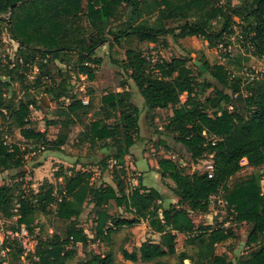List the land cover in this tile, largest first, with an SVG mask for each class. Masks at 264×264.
<instances>
[{
    "label": "trees",
    "instance_id": "trees-1",
    "mask_svg": "<svg viewBox=\"0 0 264 264\" xmlns=\"http://www.w3.org/2000/svg\"><path fill=\"white\" fill-rule=\"evenodd\" d=\"M82 11V0H0V16L9 13L7 31L18 48L15 63L8 62L0 68V114L9 126L17 129L34 150L54 151L64 146L71 126L76 124L75 118L79 119L87 111L82 99L69 95V81L74 75L85 76L89 81L95 79L102 61L97 51L109 36L111 44L121 45L122 41L128 44L123 68L130 72L129 77L146 110L171 111L168 131L194 162L211 157L212 177L209 178L206 171L187 174L171 159L160 158L156 162L157 173L161 179L173 182L176 204L164 205L163 195L154 188H145L141 179L133 191L126 193L121 174L124 158L138 138L140 110L128 101V90L105 93L97 112L100 118L84 126L78 142L102 143V148L114 150L108 159L114 161V187L94 186L90 181L92 173L79 170L72 171L56 191L47 181L37 192L19 189L16 184L0 186V215L9 218L16 215L17 228L24 226L29 234L37 227L38 212L54 207L50 211L52 235L38 239L34 251L26 255L31 263L66 264L76 255L77 245L86 248L96 239L108 238L119 227L146 221L159 241H144L133 252L122 250L124 259L164 264V258L175 255L176 235L182 234L186 244L195 245V252L193 257L179 253L180 262L233 264L225 254L215 252L217 244L233 236L228 227L223 226L225 222L196 229L191 217L192 214L206 215L213 198L225 203V209L233 215L236 224L244 223L251 229L246 245L254 249L240 257L237 264H264V191L260 183L264 175L253 174L229 184L241 171L243 160L252 168L264 165V79H247L249 84L243 88L240 79L222 65L205 64L219 84L216 87L209 81L199 82L185 59L160 61L151 69L142 53L129 46L133 40L157 43L160 37L175 30H179L175 38L200 37L210 47L219 46L225 34L233 32L231 14L217 5L216 0H90ZM218 19L223 22L220 29L214 31L213 22ZM241 20L244 24L241 37L248 38L252 56L264 63V0H249ZM169 21L179 23L170 27ZM113 23L115 27H109ZM3 24L0 20V35ZM85 33L90 35L88 39L83 36ZM33 63L38 70L33 89L38 91L44 86L42 94L54 101H68L57 109V119L46 123V126H59L53 141L47 139L45 131L33 127L30 108L38 103L33 95L17 102L6 98L11 82L23 80L22 75L15 77L18 69L31 68ZM44 82L48 84L46 87L42 85ZM206 90H211L210 95L201 99ZM181 95L186 96L184 102ZM116 113L117 121L108 123ZM24 156L19 146L0 139V173L19 171L17 176L23 180ZM108 160L102 159L98 169H106ZM111 201L118 207L124 206L131 218L111 215L107 209ZM88 204L94 214L93 239L78 223ZM15 205H18L16 214L13 213ZM14 245L1 243L0 249L6 250L8 261L0 260V264H16L20 259L22 249ZM113 259L112 254L102 256L88 252L76 264H113Z\"/></svg>",
    "mask_w": 264,
    "mask_h": 264
},
{
    "label": "rangeland",
    "instance_id": "rangeland-1",
    "mask_svg": "<svg viewBox=\"0 0 264 264\" xmlns=\"http://www.w3.org/2000/svg\"><path fill=\"white\" fill-rule=\"evenodd\" d=\"M88 1L90 0H82V13ZM216 3L219 6L225 7L234 20L233 32L225 34L222 41L223 44L219 46L210 47L208 42L200 37L175 38L174 35L179 30L160 37L157 43L133 40L129 43V46L138 49L142 53L151 69L160 61L169 62L176 58L185 59L188 69L197 77L199 82L209 81L216 87H219V84L210 75L208 69L204 66L205 64L209 66L222 65L233 76L240 79L243 88L249 84V81L246 79L247 76H245L246 69L256 71V79H264V63L252 56L251 49L247 45L248 38L244 40L240 35V30L244 26L241 18L245 16L249 0H216ZM234 14L239 15L235 16ZM8 16L9 13L0 16V20L4 22V28L0 35V68L8 62L15 63L18 55L16 52L18 49L17 44L11 40L7 31ZM222 22L221 19L213 22L214 31L220 29ZM178 23V21H169L167 25L175 27ZM82 25L84 24L82 23ZM109 27L114 28L115 24L113 23ZM83 36L85 39H88L90 35L85 33ZM107 40L101 47L102 61L95 73V79L89 81L85 76L74 75L69 81L71 89L69 95L76 96L82 99V101H91L92 107H95V109L83 117V124L71 126L68 139L59 150L32 149L33 145L23 140L19 135V131L14 127H10L7 119L0 114V139H4L9 145L19 146L25 152V165L21 170L25 175L22 178L23 180L17 176L19 171H6L0 173V186L3 184H16L19 189L29 188L37 192L39 186L44 181H47L55 186L56 191L63 184V180L71 175L72 171H82L79 166L80 164L84 165L85 171L92 173L90 181L94 186L106 185L107 183L103 182L105 181L104 178L108 182H111L114 161L108 159L114 150L103 149L102 143L92 144L89 141H76H79V135L82 133L84 126L90 121L100 118L99 113H97L99 108L97 105L102 93L120 92L122 90L129 91L130 98L128 101L140 110L138 138L129 150L130 152L133 151L134 154L129 153L130 157L127 160H125L126 157L124 158V172L121 174L126 193H130L137 187L138 179H141L142 183L146 179L145 184L147 186L144 187L147 189L152 187L159 188L165 199L164 205H167L169 202L176 204L177 198L174 196L169 184H166V181H168L174 186L173 182L169 179L159 180L155 178L152 171V169H155L153 166H157L156 162L160 158L171 159L180 168H183L187 174L204 173L206 171L207 166L211 163V157L205 156L198 162H194L182 145L175 141L174 135L168 131L167 124L171 111L168 109L149 112L144 107L142 97L129 77L130 72L123 68L125 50L128 44L125 41H122L121 45L111 44L112 41L109 36ZM59 66L64 69V66ZM71 69L73 67L68 71H71ZM20 75L23 76V80L11 82L10 87L6 91V98L17 102L20 99L27 100L33 95L35 101L38 102L37 106L30 108V119L33 127L39 131H45L49 141L55 140L59 126H46V123L47 121L57 119L55 115L57 109L62 105H66L68 101H54L49 96L42 94L41 90L44 86L40 90L38 89V91L33 89L37 84L36 79L38 77L36 63H33V66L26 70L19 68L15 77L17 78L18 76L19 78ZM2 79L4 80L5 78ZM42 85L46 87L48 84L44 82ZM225 91L229 93V91ZM210 93L211 90H206L201 99H204ZM180 99L184 102L186 96L181 95ZM117 119L118 114L116 113L115 118L108 120V123H115ZM110 152L111 154H109ZM102 159L109 161L106 162L109 167L107 166L103 170L105 173L99 177V169L96 167H101L100 162ZM139 160H142L141 162L144 167L146 165V172H144L146 175H142L141 173L139 175L137 170L130 168V166L135 165ZM241 165V171L231 178L229 181L230 185L239 178H247L253 174L264 175V165L259 168H252L246 165L245 160L241 162ZM36 167H41L39 173L34 172L33 169ZM19 183L22 184L20 185ZM261 187L264 189V181ZM211 199L210 208L206 215L192 214L191 217L196 229L202 228L205 225L225 222V227H228L233 236L224 243L217 244L215 252L216 254H225L233 264H237L240 257H244L254 249L253 246L249 247L246 245V239L251 229L247 224H236L233 215L225 209V206H221L217 200ZM107 209L114 217L131 218V214L126 212L124 206L118 207L113 201L109 202ZM53 210L54 207L50 206L44 212H38L35 219L37 227L34 229L33 234H29V243L32 246L36 245L38 239L49 238L52 235L50 229L52 218L50 211ZM78 223L90 239H93L95 224L91 205L84 206L83 212L78 218ZM16 230L17 225L14 216L9 218L0 215V241L2 243L6 241L13 246L16 244L20 247V244L16 240L8 236L9 232L13 233ZM144 241H159V236L152 232L146 221L130 227H119L108 238L102 241L96 239L94 242L89 243L86 248L77 245L75 247L76 255L72 259L67 260L66 264H76L88 252L102 256L112 254L114 258L113 264H152L139 261L131 262L122 256V250H126L127 252L136 251ZM175 250V255L163 259L164 264H192L189 260L180 262L178 258L179 253L185 252L190 257H193L195 252V245L186 244V238L182 234L176 235ZM5 253L6 250L0 249V260L7 262L8 258ZM35 259L37 258L35 257ZM16 264L32 263L28 256L22 254Z\"/></svg>",
    "mask_w": 264,
    "mask_h": 264
},
{
    "label": "built area",
    "instance_id": "built-area-1",
    "mask_svg": "<svg viewBox=\"0 0 264 264\" xmlns=\"http://www.w3.org/2000/svg\"><path fill=\"white\" fill-rule=\"evenodd\" d=\"M245 76L246 79L253 80L256 78V71L254 70H245ZM82 103L84 105L88 104L87 101H82ZM206 172L208 174V177L211 178L212 177V172H213V164L212 162L207 166ZM217 202L221 205V206H225V203L221 200H217ZM17 209H18V205H15L13 208V213L16 214L17 213ZM15 218H17L16 215H14ZM224 227L226 225H223ZM11 238H13L14 240H16L19 244L20 247L22 249L23 254L26 256L28 253H32L34 250L33 248L35 246H32L29 242L30 236L28 233V230L24 227V226H20L19 228H17V230L15 232H9L8 233ZM2 241H0V245H1Z\"/></svg>",
    "mask_w": 264,
    "mask_h": 264
},
{
    "label": "crops",
    "instance_id": "crops-1",
    "mask_svg": "<svg viewBox=\"0 0 264 264\" xmlns=\"http://www.w3.org/2000/svg\"><path fill=\"white\" fill-rule=\"evenodd\" d=\"M101 53H102V49L100 48L98 51H97V55L99 56V57H101ZM106 92H104V93H102V96L105 94ZM102 96H100L99 97V101H98V107H100V104H101V97ZM87 107V111H86V113L85 114H83V115H81L80 117H79V119L78 118H75V120H76V124L77 125H81V124H83V117L85 116V115H87L88 114V112H90L91 110H94L95 109V107H92V102L91 101H89L88 102V105L86 106ZM76 142H78V140L76 141ZM104 149V148H103ZM109 150H111V149H109ZM129 153H131V154H134L133 153V151H129ZM129 153H128V155L127 156H125L126 157V159L125 160H127V158H129L130 156H129ZM109 154H111V152L109 153ZM136 156H138V155H136ZM142 160H139L138 162H136V164L135 165H132V166H130V168H134L135 170H137L138 171V174L139 175H146V174H144V172H146V169H145V167H146V165H145V167L143 166V163L141 162ZM76 162V161H75ZM80 166V169L82 170V171H85L86 169H84V165L83 164H80L79 165ZM109 167V166H108ZM97 169H98V167H96ZM153 168H155L154 170L152 169V171H153V173H154V176H155V178H157V179H161L160 177H159V175H158V173H157V171H156V169H157V166H153ZM41 169V167H36V168H34L33 170H34V172H38L39 173V170ZM98 173H99V177L102 175V174H104L105 172L104 171H101L100 169H99V171H98ZM141 173V174H140ZM262 179H264V176L262 177ZM261 179V184H263V181L264 180H262ZM104 180L105 181H103V182H106L108 185H111V186H113L114 187V184H113V182L111 181V182H108L105 178H104ZM162 180H165V179H162ZM146 181V179H144V181H143V183H142V185H144V186H147L145 183ZM167 183L166 184H169V186L171 187V188H173V185L171 184V183H169L168 181H166ZM152 188H154V189H156V187H152ZM156 190H158V192H160L161 193V191H160V189L159 188H157ZM263 191H264V189H262ZM162 194V193H161Z\"/></svg>",
    "mask_w": 264,
    "mask_h": 264
},
{
    "label": "water",
    "instance_id": "water-1",
    "mask_svg": "<svg viewBox=\"0 0 264 264\" xmlns=\"http://www.w3.org/2000/svg\"><path fill=\"white\" fill-rule=\"evenodd\" d=\"M13 6H16V5H13ZM13 6H12V7H13Z\"/></svg>",
    "mask_w": 264,
    "mask_h": 264
}]
</instances>
